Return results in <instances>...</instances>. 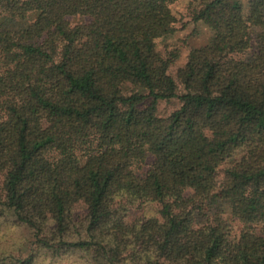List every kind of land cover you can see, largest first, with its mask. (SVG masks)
Listing matches in <instances>:
<instances>
[{"label":"trees","instance_id":"trees-1","mask_svg":"<svg viewBox=\"0 0 264 264\" xmlns=\"http://www.w3.org/2000/svg\"><path fill=\"white\" fill-rule=\"evenodd\" d=\"M175 1L0 0V213L34 245L0 264L67 253L86 264H264V0H247L246 15L241 0H196L191 21L217 43L190 48L173 76L179 51L156 41L176 30ZM172 97L179 106L158 115ZM215 189L242 223L234 234L197 222ZM148 201L159 217L127 220Z\"/></svg>","mask_w":264,"mask_h":264},{"label":"rangeland","instance_id":"rangeland-1","mask_svg":"<svg viewBox=\"0 0 264 264\" xmlns=\"http://www.w3.org/2000/svg\"><path fill=\"white\" fill-rule=\"evenodd\" d=\"M243 5V12L247 14V0H241ZM196 3V0L193 2L191 0H176L172 6V12L176 16L177 22L176 23V30L169 35L163 36L156 41V47L159 50H164L165 47L168 48H176L179 51V57L170 65L169 72L171 75L174 76L175 70L182 66L185 62L186 54L190 48L193 47H201L204 45L214 46L217 43V38L213 31L204 23L201 22H192L189 16L190 8ZM34 15L29 16L26 19H14V18H7L3 20L2 26L8 28H23L29 24L31 19ZM84 17L82 16H73L70 17V21L72 23L81 22L83 21ZM232 26V25H230ZM257 42L253 41L254 48H257ZM122 90L125 93L137 91V92H144L140 88L125 83L122 85ZM180 102L177 100L176 97H172L169 100H160L157 103V114L160 116H166L171 111L176 109L179 106ZM152 155L149 153L144 161H134V166L137 171L142 172L144 169L147 168L148 163L152 159ZM234 157H239V153H233L226 160L233 159ZM3 177L4 175L0 172V193L3 187ZM217 186H219L221 182V175L217 177ZM217 189V188H216ZM211 192L210 197L206 200L205 205L201 210L196 213L197 222H204L208 218H215L222 222L224 228L231 233L234 234L237 230L242 227V223H240L237 218L234 219L230 213L229 204L217 197L215 195V191ZM158 208L159 205L157 202L148 201L138 207H133L127 216L128 221L137 222L143 220L150 216L158 215ZM77 213H83V208L80 204H77L76 210ZM16 225L5 215H1L0 213V259L4 258L5 262H9L16 259H22L23 257L27 256L29 252L34 246L30 244V235L29 230L23 226H20L21 231L20 235L24 237L22 243L18 245H10L8 241L2 239L3 234L6 230L10 227ZM18 226V225H16ZM31 250L29 251V248ZM87 262L81 258L79 255H71L65 254L59 257H50L49 255L39 254V256L35 259L33 264H86ZM13 264H18L15 261Z\"/></svg>","mask_w":264,"mask_h":264},{"label":"clouds","instance_id":"clouds-1","mask_svg":"<svg viewBox=\"0 0 264 264\" xmlns=\"http://www.w3.org/2000/svg\"><path fill=\"white\" fill-rule=\"evenodd\" d=\"M20 226H10L3 234L2 239L8 241L10 245H18L22 243L24 237L20 235Z\"/></svg>","mask_w":264,"mask_h":264}]
</instances>
